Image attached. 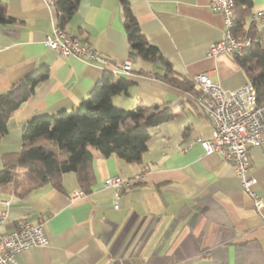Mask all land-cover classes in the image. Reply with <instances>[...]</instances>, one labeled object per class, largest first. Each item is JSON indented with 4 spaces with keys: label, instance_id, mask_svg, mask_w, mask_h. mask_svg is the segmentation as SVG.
<instances>
[{
    "label": "crops",
    "instance_id": "crops-1",
    "mask_svg": "<svg viewBox=\"0 0 264 264\" xmlns=\"http://www.w3.org/2000/svg\"><path fill=\"white\" fill-rule=\"evenodd\" d=\"M2 1L15 21L0 24V93L35 70L46 69L47 76L9 117L0 136V170L6 155L20 150L22 128L30 118L76 107L104 70L117 71L125 59H130L131 72L119 74L130 85L126 93L112 96L113 105L157 104L172 113L147 128V149L139 163L103 157L92 148L94 179L88 193L80 190L72 170L62 174L60 189L45 184L14 192L0 186V211L7 214L0 235L28 220L42 223L48 238L45 246L17 252V264H264L261 216L232 164L204 153L199 140L209 138L212 127L194 103L193 90L164 82L158 62L129 57L119 0H79L65 27L107 62L64 57L48 47L46 36L58 27L53 3ZM128 2L140 31L180 78L205 73L226 90L248 81L233 55H208L209 45L226 30L210 0ZM263 9L264 0H251L242 21L245 29ZM260 40L264 45V35ZM248 150L247 175L256 178L254 188L264 194V143ZM139 173L144 178L128 186L103 183L109 176L123 180Z\"/></svg>",
    "mask_w": 264,
    "mask_h": 264
},
{
    "label": "trees",
    "instance_id": "trees-1",
    "mask_svg": "<svg viewBox=\"0 0 264 264\" xmlns=\"http://www.w3.org/2000/svg\"><path fill=\"white\" fill-rule=\"evenodd\" d=\"M233 1V33L236 36L248 33L253 39L249 48L240 55H234V60L255 87L258 102L264 104V45L260 40L261 30L253 20L248 29L244 28L242 21L249 11L251 0ZM78 2L53 0L59 17L58 27L66 30ZM119 2L129 40V57L139 56L143 61L158 62L163 70L159 77L164 82L183 90H193L194 95L197 94L199 89L198 86L195 89L194 80L177 76L158 48L147 41L132 15L128 0ZM262 12L264 15V9ZM14 21L6 14L5 4L0 0V24ZM46 76V69L35 70L5 93H0V136L7 130L9 117ZM129 85L130 81L118 72L104 70L87 97L76 107L30 118L22 128L20 150L10 152L4 158L0 186H11L14 192L28 191L45 184L60 189L62 174L72 170L80 190L88 193L94 179L92 160L95 156L92 148L103 157L115 155L128 163H139L147 149V128L169 120L172 113L157 104L148 106L137 103L128 109L115 107L112 96L119 92L126 93Z\"/></svg>",
    "mask_w": 264,
    "mask_h": 264
},
{
    "label": "built area",
    "instance_id": "built-area-1",
    "mask_svg": "<svg viewBox=\"0 0 264 264\" xmlns=\"http://www.w3.org/2000/svg\"><path fill=\"white\" fill-rule=\"evenodd\" d=\"M52 3L53 0H47ZM212 9L222 13L226 27L223 37L209 45L208 55L220 53L240 55L243 50L250 47L252 37L248 33L236 36L232 29L235 25V12L233 0H210ZM252 20L257 22L264 35L263 12H256ZM46 44L50 49L61 56H76L89 61H105L101 55L85 39L71 31L56 27L46 36ZM122 74L131 72L130 59H125L117 71ZM198 86V92L193 96L212 127L209 138L199 140L205 154H218L232 164L235 175L238 177L241 189L252 200L253 208L261 216L264 224V194L254 188L257 180L248 176L250 146L264 143V104L258 102L255 87L249 82L241 86L226 90L218 82L213 81L205 73L193 76ZM144 178V173L135 174L131 178L123 179L117 175L104 179L105 186L120 188ZM80 192H77V195ZM7 214L0 211V224L5 222ZM48 243L42 223H33L21 220L15 228L0 235V264H17L14 255L33 246H45Z\"/></svg>",
    "mask_w": 264,
    "mask_h": 264
}]
</instances>
